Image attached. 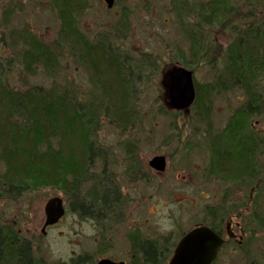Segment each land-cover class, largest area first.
I'll return each mask as SVG.
<instances>
[{"label": "rangeland", "instance_id": "obj_1", "mask_svg": "<svg viewBox=\"0 0 264 264\" xmlns=\"http://www.w3.org/2000/svg\"><path fill=\"white\" fill-rule=\"evenodd\" d=\"M183 1L186 12L179 8ZM207 1L114 0L113 7L108 8L105 0H84L77 19L85 37L98 43L110 41L130 62L141 60L151 68L144 67L138 73L132 122L123 128L107 116L101 118L96 143L103 157L96 159L95 171L103 176L104 170L120 190L123 202L114 217L95 221L79 214L67 194L55 188L0 201V221L31 240L37 264H74L72 259L97 255V251L126 257L133 249L129 236L134 232L173 250L187 231L213 218L223 221L224 228L233 218V231L239 234L238 241L223 247L216 264H264L263 181L233 182L213 174L209 167L214 152L222 149L218 140L228 134L229 120L239 116L237 109H244L250 99L242 87L209 91L210 85L221 77V62L228 45L236 41L235 30L257 22L264 24V0H256L253 13L250 0H232L242 13H232L213 26H198L196 12H189ZM60 25L53 0H0L1 36L29 29L42 41L55 45ZM182 27L192 32L187 36ZM66 49L53 77L41 70L33 76L22 70L17 47L0 44V57L14 60L6 83L14 90L73 86L84 100L97 96L88 70ZM177 64L193 71L203 94L198 106L183 111L167 105L168 80L164 75ZM256 83L264 98V74ZM207 86L208 93H203ZM247 126L251 135L264 139V114L251 117ZM155 156L166 157L164 172L150 166ZM256 159L264 166V147L258 148ZM89 185L84 184L82 192ZM53 197L63 199L67 212L59 224L43 232L45 206Z\"/></svg>", "mask_w": 264, "mask_h": 264}, {"label": "trees", "instance_id": "obj_2", "mask_svg": "<svg viewBox=\"0 0 264 264\" xmlns=\"http://www.w3.org/2000/svg\"><path fill=\"white\" fill-rule=\"evenodd\" d=\"M256 2L250 0L252 13ZM53 3L61 24L55 45L42 41L29 29L0 35V44L19 49L17 57L26 74L34 76L41 70L49 77L59 70L62 51L67 48L72 58L88 70L98 95L84 100L75 87L59 85L46 90L38 86L14 90L5 81L14 60L0 57V201L24 192L55 188L67 194L77 213L104 221L117 214L123 201L114 180L106 177L104 170L103 176L95 171L96 159L103 157L96 143L101 118L107 116L123 128L132 122L138 73L151 64L130 62L110 41L88 40L77 19L84 0ZM186 4L181 2L180 10L188 11ZM241 10L232 0H209L189 13L196 12L198 26L209 27ZM182 28L187 36L192 32ZM235 31L236 41L228 45L221 62V77L209 91L239 86L250 99L244 109H237L239 116L229 120L228 134L219 137L222 149L214 152L211 170L233 182L261 179L264 184V166L256 159L264 139L251 135L247 126L251 117L264 114V98L256 83L264 74V24L257 22ZM206 88L203 93H208L209 86ZM196 92L195 107L203 95L197 85ZM87 182L90 185L82 192ZM140 247L146 261L155 264L159 244L155 247L144 242ZM0 264H37L31 240L1 221Z\"/></svg>", "mask_w": 264, "mask_h": 264}, {"label": "water", "instance_id": "obj_3", "mask_svg": "<svg viewBox=\"0 0 264 264\" xmlns=\"http://www.w3.org/2000/svg\"><path fill=\"white\" fill-rule=\"evenodd\" d=\"M112 8L114 0H105ZM167 81V105L173 110H188L196 100V87L192 70L182 65H175L164 75ZM150 166L157 171H164L167 166L165 156H155ZM46 221L43 232L48 226L57 224L65 215L63 199L53 197L45 206ZM224 240L213 230L200 226L190 231L178 244L171 264H211L217 257ZM108 263L107 261L101 264Z\"/></svg>", "mask_w": 264, "mask_h": 264}, {"label": "flooded vegetation", "instance_id": "obj_4", "mask_svg": "<svg viewBox=\"0 0 264 264\" xmlns=\"http://www.w3.org/2000/svg\"><path fill=\"white\" fill-rule=\"evenodd\" d=\"M210 162H211V160L209 161V163ZM209 167L211 170V163H210ZM164 171H159V172H164ZM211 172H212V170H211ZM213 174H216V173H213ZM232 181H233V179H232ZM63 203H64V201H63ZM64 207H65V215H66L67 208H66L65 203H64ZM65 215L63 216V218L65 217ZM88 217H91L93 219V216H88ZM63 218H61V220ZM94 220L99 221L97 219H94ZM60 221L57 224H59ZM222 222L223 221H218V220L213 218V221L199 223V224L195 225L192 229L187 231L179 239V241L175 244L173 250L171 249V246H168V245L164 246V244L162 245V243L159 241H155L152 238H143V236L140 233L134 232V233L130 234V236H129V238L132 241L130 244L133 247V249L129 251V253L126 255V257H117L116 258V256H107V254L104 253V251H102V252L97 251L96 252L97 255H94L93 253H89V254H86L82 257H78L77 259H72L71 261L74 264H78L79 262H84V261H86L87 264H101V262H103V261H107L108 263H106V264H153L152 262L146 261L145 254L141 250V247H140L142 243L149 242V243L155 245V247H156V243L159 244V248H156V251L158 254V259H157V262L155 264H171L172 259L175 255V250H176L178 244L180 243V241L183 239V237H185L190 231H192L193 229H195L197 227L206 226V227H209L211 230H213L217 235H219L224 240V243L219 248L216 259L211 263V264H216L223 247L230 244V243L233 244V241H238V235H239L237 232L233 231V224H234L233 218H231L229 221L226 222V225H225L226 228H224V225L222 224ZM239 224L240 223H238V225ZM242 239H243V236L241 235L239 241H241ZM103 242H105V240ZM99 253H101V254L98 255Z\"/></svg>", "mask_w": 264, "mask_h": 264}]
</instances>
